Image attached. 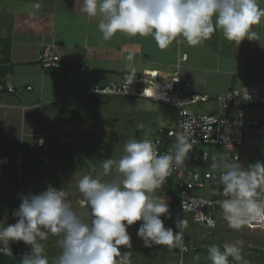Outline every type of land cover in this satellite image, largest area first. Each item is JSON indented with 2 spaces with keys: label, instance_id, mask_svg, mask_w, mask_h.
Returning a JSON list of instances; mask_svg holds the SVG:
<instances>
[{
  "label": "clouds",
  "instance_id": "9594fccd",
  "mask_svg": "<svg viewBox=\"0 0 264 264\" xmlns=\"http://www.w3.org/2000/svg\"><path fill=\"white\" fill-rule=\"evenodd\" d=\"M77 3L80 13L99 18L97 27L103 41H110L117 32L151 36L159 49L168 48L174 41L180 43L178 37L189 46H197L211 39L216 31L239 45L246 37L254 40L257 33L251 30L252 26L264 20V7L258 0H75ZM41 6L39 2L31 5L33 9ZM126 59L132 61L133 55L129 54ZM134 77L133 70L128 77L130 83ZM179 129L168 153L158 154L156 143L149 138L131 139L125 143L121 158L102 162L101 176L114 172L111 180L83 175L78 181V190L87 208L79 213L73 210L68 194L51 185L40 194L21 195L22 203L13 213L17 222L11 224L10 219L6 227L0 228V253L13 255L10 242L22 241L30 246V252L24 253L21 264H131L132 252H121L120 246L132 248L127 229L137 221H142L137 236L144 247L165 245L181 250L182 255L196 249L197 246L184 240L187 220L176 221L179 229L176 232L165 227L161 217L170 218L169 205L163 196L155 195L173 167L184 165L196 143L189 121ZM212 161L211 169L220 172L221 194L225 197L217 203L228 226L239 231L254 221H264V162L244 167L241 159L227 153L214 155ZM4 162L6 158L0 161ZM50 235L58 237L56 244L60 249L51 261L43 244ZM185 243L189 246L187 251ZM242 251V240L207 248L211 264H248Z\"/></svg>",
  "mask_w": 264,
  "mask_h": 264
},
{
  "label": "crops",
  "instance_id": "0c3cea01",
  "mask_svg": "<svg viewBox=\"0 0 264 264\" xmlns=\"http://www.w3.org/2000/svg\"><path fill=\"white\" fill-rule=\"evenodd\" d=\"M36 2L42 5L40 9L31 7ZM258 3L264 7V0ZM78 8L75 0H0V84L16 88L0 93V144L18 133L36 141L44 131L61 134L72 127L68 118L62 121L68 107L75 109L83 98L94 99L93 86L118 82L125 71H157L162 82L179 73L183 82H190L189 91L212 96L264 83V20L252 26L257 33L254 40L246 37L239 45L216 31L197 46H189L178 37L180 43L174 41L159 49L151 36L117 32L110 41H103L97 27L99 18L87 17ZM46 46L55 47L71 69L45 70L38 56ZM129 54L132 61L126 59ZM248 114L264 118V109L250 108ZM255 131L256 153L249 152L250 160L264 150V131ZM194 224L200 227L197 233L195 229L191 235L183 234L186 242L197 246L187 258L191 264H211L203 252L219 231L209 232L200 223ZM197 256L199 260L194 259ZM164 258L161 261L168 264ZM181 263L176 260V264Z\"/></svg>",
  "mask_w": 264,
  "mask_h": 264
},
{
  "label": "rangeland",
  "instance_id": "374dc122",
  "mask_svg": "<svg viewBox=\"0 0 264 264\" xmlns=\"http://www.w3.org/2000/svg\"><path fill=\"white\" fill-rule=\"evenodd\" d=\"M82 100L85 101L76 103L75 109L70 102L71 107H68L64 119H62V121L65 118L71 120L72 127L71 125L66 127L61 134L48 130L49 139L53 142L48 154V163L44 162L46 163L44 164L37 157L38 149H36L35 137H22L18 133L17 137L6 144L1 142L3 146L0 147L10 149L8 152L1 150L0 154V161H4L6 158V162L0 163V210L2 212L0 221L3 223H10L11 210L21 195L35 194L39 190L47 189L49 185L58 190L63 189L68 194L67 199L73 210L79 213L86 209L80 204L83 196L78 190V181L83 175L111 180L115 175L114 172L108 176H101L103 160L121 158L127 141L148 139L156 134L158 127H173L177 120L176 109L173 106L143 98L106 97L102 101L95 100V102L92 99L86 100V98ZM190 107L198 113H210L213 111L212 108H217V103L212 99L208 102L193 104ZM141 123L144 127L138 128L137 125ZM142 129L145 130V138L138 135L144 131ZM257 133L255 130H247L244 144L234 148L240 152L244 167L250 163L261 161L264 155L263 151H257L259 155H255L254 159L250 160L248 156L250 151L256 153L253 137ZM204 149L210 150L211 147L194 145L190 152L199 154ZM207 167L211 168V165ZM191 168L201 169L200 165H193V167L191 165ZM197 194L210 196V189L200 190ZM169 214L170 218L161 217L166 228L177 229L176 221L180 219L187 220V228L184 230L186 235H191L196 228H200L194 224L190 214L185 213V216L178 212H175L174 216L173 212H169ZM141 223L142 221H137L127 229L131 236L132 248L127 249L120 246L121 252H132L131 264H164L161 261L164 257V261L168 264H176V260L177 262L180 260L181 264H191L189 257L176 253L174 248L168 252L169 249L165 245L144 247L143 241L137 236V230ZM216 230L219 232L217 237L211 238L212 244L222 246L226 242L242 240L244 260L248 261V264H264V233H252L246 227L237 231L229 228L225 223H222ZM57 239L58 237L50 235L43 242L44 248H52L60 253L56 244ZM203 253L208 259L207 250ZM208 262L211 263L209 259ZM194 264H200V262Z\"/></svg>",
  "mask_w": 264,
  "mask_h": 264
},
{
  "label": "built area",
  "instance_id": "2783aa9c",
  "mask_svg": "<svg viewBox=\"0 0 264 264\" xmlns=\"http://www.w3.org/2000/svg\"><path fill=\"white\" fill-rule=\"evenodd\" d=\"M38 61L45 70L66 72L71 69V64L65 61L53 46H46L40 52ZM82 69L85 68L82 67ZM132 72L125 71L122 73L120 81L106 85H95L91 91L96 95L146 97L173 106L177 114L175 126H160L156 130V135L149 138L156 143L158 154L168 153L172 149L176 140L175 133L180 130L179 126L187 121L194 128L195 145L211 147L210 150L204 149L199 154L189 152L184 165L173 167L171 175L166 179L162 188L156 191L155 195L163 196L167 200L169 212L190 214L195 222L203 225L209 232L221 226L222 223L228 226L217 203V201L225 199L221 194L223 185L219 183L220 172H214L207 166L212 164V157L219 153H227L232 158H239L240 161L241 154L234 148L244 144L246 131H264V118L252 117L248 114L250 108L261 107L264 109V83L234 87L212 97L206 93L190 92L187 89L190 87V82H183L179 73H176L166 82H161L157 71L134 72L135 77L130 83L128 77ZM154 74L156 77H153ZM4 88L0 84V91ZM8 89L10 91L15 90L12 86H9ZM212 99L217 103L216 111L198 113L190 107L193 104L208 102ZM46 137L47 132L41 133L37 145L40 147L38 154L41 160L48 163L50 146ZM193 164L200 165L201 169L191 168ZM169 183L171 187L167 185ZM174 188L177 189L179 201L173 206L171 199ZM208 188L210 189V196L197 194L198 191ZM41 192L43 191L38 194ZM20 204L14 205L11 210V224L17 222L18 218L13 213ZM80 204L87 208L84 199H81ZM210 221H214V224H210ZM6 226V223L0 221V228ZM244 227L252 233H264V221H254L251 225ZM185 245V251H187L189 246L186 243ZM10 247L13 253L12 257L22 258L24 253L30 252V246L22 241H12Z\"/></svg>",
  "mask_w": 264,
  "mask_h": 264
},
{
  "label": "trees",
  "instance_id": "16d2710c",
  "mask_svg": "<svg viewBox=\"0 0 264 264\" xmlns=\"http://www.w3.org/2000/svg\"><path fill=\"white\" fill-rule=\"evenodd\" d=\"M39 62V61H38ZM52 71H54V70H52ZM5 88L2 90V91H4V90H7V91H9V92H14L15 90H16V88L14 87V86H12V87H14L15 88V90L14 91H10L9 89H8V87H9V85L8 84H2ZM2 91H0V93L2 92ZM96 95V94H95ZM110 98V97H115V98H127V99H129V98H136V97H125V96H118V95H115V96H111V95H96V97H94V99H93V102H95V100H97V101H99V100H103L104 98ZM142 130H144V129H142ZM45 132V131H44ZM156 133V132H155ZM138 135H139V137H142V138H145V130L143 131V132H141L140 134L138 133ZM156 135V134H155ZM154 135V136H155ZM153 137V136H152ZM47 140H48V145L50 146V148H51V146H52V144H53V142H52V140L51 139H49V133L47 132ZM6 144V143H5ZM0 146H3L2 144H0ZM36 149H38V152L36 153L37 154V157L39 158V160H41V158H40V156H39V152H40V149L37 147V142H36ZM1 150H2V152L3 151H9L10 149L9 148H6V147H0V154H1ZM260 151H263L264 152V150L263 149H260ZM262 152V153H263ZM41 162H43L44 163V161H42L41 160ZM44 164H46V163H44ZM169 187H171V185H170V183L169 184H167ZM46 189H42V190H39V191H37L36 193H39L40 191H45ZM172 192H173V197H172V205L174 206L178 201H179V197H178V193H177V189H175L174 188V190H172ZM35 193V194H36ZM20 203H22V200L21 199H17V201H16V203L15 204H20ZM173 212V216L175 215V211H172ZM164 217V216H163ZM0 218H2V212H1V210H0ZM176 219H178V217H176ZM1 220V219H0ZM174 231H179V230H177V229H175ZM184 234V233H183ZM174 250H175V252L176 253H178V254H181V250H179V249H175L174 248ZM192 251H189V252H182L186 257H187V255L188 254H190ZM45 254L48 256V258H49V260L51 261V260H53L55 257H57L58 255H59V252H57V251H54L52 248H48V249H45ZM183 255V256H184ZM179 256V255H178ZM230 260H231V258H229ZM21 260H22V258H18V257H12V256H8V255H5V254H0V264H21ZM235 263V262H234Z\"/></svg>",
  "mask_w": 264,
  "mask_h": 264
}]
</instances>
